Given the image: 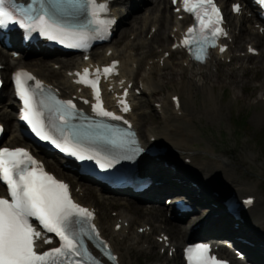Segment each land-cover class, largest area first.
Returning <instances> with one entry per match:
<instances>
[{
	"label": "snow or ice",
	"instance_id": "6c2138e0",
	"mask_svg": "<svg viewBox=\"0 0 264 264\" xmlns=\"http://www.w3.org/2000/svg\"><path fill=\"white\" fill-rule=\"evenodd\" d=\"M260 2L264 4V0ZM88 3L94 5L95 0H88ZM182 3L184 10L192 13L196 21L194 26L187 29L186 38L181 42L184 46L192 43L188 37L196 32L202 43L214 41L217 35L223 34V30L218 27L219 9L216 8L213 0H182ZM28 7L30 8L31 5ZM100 7L103 8L104 5ZM23 8L24 6L16 4L15 0H0V29L15 25L25 32V38L36 31L39 35L58 40L62 44L67 42L68 47L83 46L82 42L86 38L83 31L62 27L50 17L46 19L43 8L35 18L24 14ZM234 10L238 11L239 6L234 5ZM97 22L105 23V21ZM200 51L202 52L203 48ZM196 59L202 60L203 56L197 55ZM114 67L115 62L112 66L105 67L103 73L110 74ZM96 72V79H88L89 70L85 68L83 75L76 74L79 77L76 82L91 86L97 100L92 108L98 115L121 119L103 108L97 87L100 69ZM13 81L16 93L23 102L21 119L30 125L31 130L39 138L50 141L61 151L68 152L80 160L96 158L94 155L81 154L84 149L78 145L68 147L70 142L67 138L61 144L48 131L42 119L44 101L36 99V90L43 87L39 80L25 70H18L13 74ZM30 81H35L34 86L29 83ZM120 103L125 104L123 100ZM57 104H63L67 109L76 107L71 100L57 101ZM128 110L125 104L123 111ZM57 111L59 118L63 120L65 110ZM105 166L107 165L100 164V167ZM0 181L7 185L10 197V199L0 198V264H82V261L73 258L83 255L95 260V257L88 253L87 248H84L81 239L88 236V232L85 231L86 226L90 227L93 233L96 231L94 226L88 225L92 212L73 202L68 194L67 185L43 171L42 166L25 149L0 148ZM33 218L43 232L54 233L59 238L60 246L44 252L36 250V242L41 239L42 231H37L33 227ZM96 235L98 236V233ZM44 243L48 244L51 241L45 239ZM101 246L106 247V244L101 242ZM207 251V246L204 245L185 249L188 264H226L208 256Z\"/></svg>",
	"mask_w": 264,
	"mask_h": 264
},
{
	"label": "rangeland",
	"instance_id": "374dc122",
	"mask_svg": "<svg viewBox=\"0 0 264 264\" xmlns=\"http://www.w3.org/2000/svg\"><path fill=\"white\" fill-rule=\"evenodd\" d=\"M161 7L162 5L158 9L161 10ZM136 21L138 23L139 19ZM128 30H124L120 37H125ZM154 42L155 40L152 41ZM142 53L143 49H140L139 54ZM45 63V68H49L47 62ZM187 73L185 70L184 75ZM171 75L173 77L166 82L163 92L173 90L169 83L181 82L185 78L180 79L177 70L171 71L168 68L165 76L156 77L158 88L163 87L161 82ZM263 77L264 71H259L255 75L252 71L244 73L233 71L229 66L224 67L217 73L213 84V97L216 103L223 108L220 116H214V121L208 118L206 111L202 110L207 108L203 92L190 85L188 96L190 100L189 103H184V107L191 120L179 121L184 127L183 134L189 138L188 140H192L199 153L206 149L213 151L214 154L222 152L229 156L230 167L236 172L234 181L259 190L262 201L257 208L264 207V106L256 102L259 95V82H264ZM224 83L228 86L219 87ZM232 96L240 99L234 100ZM155 123L146 118L139 126L140 128L146 125L154 126ZM208 158L211 157L208 156ZM205 211L207 210H203L202 214ZM199 216L203 215L200 213ZM137 261L138 259L133 264H137Z\"/></svg>",
	"mask_w": 264,
	"mask_h": 264
},
{
	"label": "bare ground",
	"instance_id": "6f19581e",
	"mask_svg": "<svg viewBox=\"0 0 264 264\" xmlns=\"http://www.w3.org/2000/svg\"><path fill=\"white\" fill-rule=\"evenodd\" d=\"M131 1H133V0H131ZM140 1L143 2V7H142L143 9L142 10L144 12L140 11L141 8H139L138 5H137L138 7L136 5H132L131 6L132 7L131 13L128 15L127 18H125V20L123 22H128V21L132 22V21H135L137 19H140L141 22L145 23V18L148 15L145 13L146 12L152 13V11L156 10V8L158 7L159 4H162L163 5V12L162 13L164 14V16L161 15V17L155 21L157 23H160V25H159V29L154 34L153 39L155 40V42H159L160 44L163 42H166L167 35L165 32V29L167 28L166 27L167 24H171V22H170L171 13L169 11V5H167L169 3V1L168 0H140ZM132 27H134V26H132ZM135 29H137V27H135ZM124 30H125V27L122 28L121 33ZM150 42H152V41H150ZM150 42L149 41L147 43L142 42L143 47L146 48V52H148V51L150 52L153 50V47L151 46ZM139 45L140 44L138 43V46ZM0 55L2 56L3 54L0 53ZM4 60H5V63L7 64V69L9 68V66H12V61L9 57L4 56ZM17 61H18L17 63L19 65L29 64V62H25L22 59H18ZM39 66L40 67L38 68V73H41L42 75H48L49 73H54V71L45 68L42 61H40ZM189 69H190V73L187 74L186 79L183 82V85L181 87V92H182V94L187 95V90H188L190 85H193L196 87L197 90L202 91L204 94V98L206 100L205 105L207 107L206 110H208V112H207L208 116H210V118L212 119V116L215 115V111H214L215 110L214 109L215 104H214V99H213V94H214L213 84L215 81L212 82L213 70L211 69V67H208L206 70H200V69L194 70L193 68H189ZM49 75L51 76L52 74H49ZM59 84H60L59 87L61 89H64L66 87V85H69V81H68V79L65 80L64 78H62L59 81ZM263 95L264 94L259 95L258 98L263 96ZM187 96H189V95H187ZM184 102L188 103L189 99L186 98ZM143 120H144V118H143ZM176 130H178V129H176ZM155 135L158 138V141H167L170 144L176 145V150L179 153H182L183 151H186V150L190 149V147H191V144L183 136H177V138L171 139L170 135L167 132H161V133H157ZM211 156L213 158H215V160H217V162H214V164L215 163L216 164L221 163L220 164L221 166L222 165L225 166V167L222 166L223 169L221 170V172L225 175H228L229 172L226 168L229 167L230 158L225 154H217V155H211ZM178 161H180V160H178ZM154 172L157 174V177H159L161 180H164V183H165L161 187L157 188L158 190H160V192H164V193L171 192V193H173L174 190L178 189V186H176L173 182L170 181V179H168L166 171L158 168V165H156ZM177 172L180 173L181 171L177 170ZM212 172H214V171L209 170L207 173H212ZM190 177H191V179L194 178V176H192V175ZM205 180L206 179H204L201 183H199V186H200V189L202 192L205 191V189H204ZM247 192H251V191H247ZM208 197L213 199V200H218V198H222L221 194L218 196H214V195L210 194ZM263 210H264L263 208H259L257 212H262ZM221 212H223V211H221ZM257 212H255L253 215L246 216L245 220H244L245 224H252L254 221L253 219H256L254 217H256ZM211 213L215 214L214 210H211V212H209V214H211ZM228 218L231 220L232 217L229 216ZM176 226L178 229L183 228L182 225L179 226L176 224ZM227 229L231 230L232 232L234 231L233 228H230L228 226V224H226L224 222L223 218L212 219L211 217H209L208 220H206L203 223V227L201 229H199L198 231H196V233H200V234H206V233L207 234H222L225 231H227ZM115 239L117 241H119V236H116ZM131 241H133L132 238H131ZM128 242H130V241H128V240L125 241V245ZM262 263L264 264V262H262Z\"/></svg>",
	"mask_w": 264,
	"mask_h": 264
}]
</instances>
